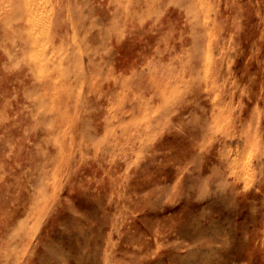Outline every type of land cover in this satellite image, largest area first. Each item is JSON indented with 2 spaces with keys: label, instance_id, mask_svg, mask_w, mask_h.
I'll return each mask as SVG.
<instances>
[{
  "label": "rangeland",
  "instance_id": "1",
  "mask_svg": "<svg viewBox=\"0 0 264 264\" xmlns=\"http://www.w3.org/2000/svg\"><path fill=\"white\" fill-rule=\"evenodd\" d=\"M0 264H264V0H0Z\"/></svg>",
  "mask_w": 264,
  "mask_h": 264
},
{
  "label": "bare ground",
  "instance_id": "2",
  "mask_svg": "<svg viewBox=\"0 0 264 264\" xmlns=\"http://www.w3.org/2000/svg\"><path fill=\"white\" fill-rule=\"evenodd\" d=\"M199 2H200V1H199ZM204 4H205V3H204ZM204 4H203V5H204ZM205 10H206V9H205ZM205 13H206V12H205ZM203 15H204V13H203ZM203 15H202V16H203ZM204 16H205V15H204Z\"/></svg>",
  "mask_w": 264,
  "mask_h": 264
}]
</instances>
